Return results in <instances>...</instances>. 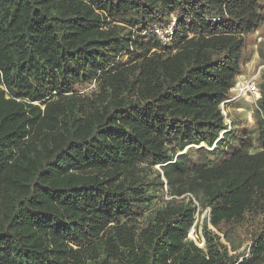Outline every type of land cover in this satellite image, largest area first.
Segmentation results:
<instances>
[{
  "label": "trees",
  "instance_id": "16d2710c",
  "mask_svg": "<svg viewBox=\"0 0 264 264\" xmlns=\"http://www.w3.org/2000/svg\"><path fill=\"white\" fill-rule=\"evenodd\" d=\"M261 24L264 0H0V264H264V68L253 132L220 110Z\"/></svg>",
  "mask_w": 264,
  "mask_h": 264
},
{
  "label": "rangeland",
  "instance_id": "374dc122",
  "mask_svg": "<svg viewBox=\"0 0 264 264\" xmlns=\"http://www.w3.org/2000/svg\"><path fill=\"white\" fill-rule=\"evenodd\" d=\"M257 37L260 38V42L263 43L262 39L264 37V25L261 24L259 26V28L256 30V32L254 33H249L246 35H243L240 37L241 41L243 42V48H242V54H241V64L243 66L239 67V78H243V79H248L250 77H252L253 75H255L257 73L254 72V66H255V62L254 61V56L250 57V55L253 52V48H252V44L253 42L255 44H257V50H259V47L261 46V43L258 42L257 43ZM260 43V45H259ZM263 60L260 62V64H263ZM236 107L241 108L234 110ZM234 108V109H233ZM253 105L251 103H249L248 101L244 100V99H240L239 102H237L234 105L230 106V103L227 104L225 106V113L228 117V119H230L231 123L235 124V134L238 136L243 137L245 135L244 132L247 133H251L254 130V119H253ZM232 126V125H231ZM235 138V137H234ZM235 143H238L236 140L232 141ZM204 147V146H202ZM205 149V147H204ZM195 155L196 153L192 152V159H195ZM224 155H222L219 160H223ZM156 170L159 171V169L156 167ZM166 197V195H164ZM208 216V213H203L201 216H196V220L200 221L204 218V217ZM192 237V238H191ZM188 238L193 240L199 247H203V243H202V239H201V235L198 232L196 234L195 230H190L189 234H188ZM198 238L201 240V244H198L197 240ZM247 244L242 245L241 249L239 250V252L243 251L246 248Z\"/></svg>",
  "mask_w": 264,
  "mask_h": 264
},
{
  "label": "built area",
  "instance_id": "2783aa9c",
  "mask_svg": "<svg viewBox=\"0 0 264 264\" xmlns=\"http://www.w3.org/2000/svg\"><path fill=\"white\" fill-rule=\"evenodd\" d=\"M174 24V19H172V22L165 26V27H159V26H153L149 32H151L156 38L160 41L161 44L166 45L171 42V36H172V27ZM260 42V38L257 37V43ZM240 75L237 76L235 84L233 88L231 89L233 94V97L227 101H224L220 104V110L221 114L224 118L225 124L229 127L230 121L225 113V106L232 101L236 99H244L251 103L252 105H255V102L257 101L259 97V91L257 87V76L250 77L248 79L239 78ZM167 199V198H165ZM194 230L193 228L191 229Z\"/></svg>",
  "mask_w": 264,
  "mask_h": 264
},
{
  "label": "crops",
  "instance_id": "0c3cea01",
  "mask_svg": "<svg viewBox=\"0 0 264 264\" xmlns=\"http://www.w3.org/2000/svg\"><path fill=\"white\" fill-rule=\"evenodd\" d=\"M256 32V31H255ZM262 39V38H261ZM260 45V44H259ZM257 44H255L254 42H253V44H252V48H253V52H252V54L250 55V57H252V56H254V61L253 62H255V66H254V72H256L257 71V73L255 74V75H253L252 77H254V76H257L258 74H259V72H260V70L261 69H263L264 68V63L263 64H260V62L263 60V62H264V57L261 55V53H260V47H259V50H257ZM241 66H243L241 63H240V65H239V67H241ZM239 100L240 99H236V100H234V101H232L231 103H230V106L231 105H234V104H236L237 102H239ZM234 109V108H233ZM237 109H240L241 110V108H239V107H236L234 110H237Z\"/></svg>",
  "mask_w": 264,
  "mask_h": 264
},
{
  "label": "bare ground",
  "instance_id": "6f19581e",
  "mask_svg": "<svg viewBox=\"0 0 264 264\" xmlns=\"http://www.w3.org/2000/svg\"><path fill=\"white\" fill-rule=\"evenodd\" d=\"M192 238V237H191Z\"/></svg>",
  "mask_w": 264,
  "mask_h": 264
},
{
  "label": "water",
  "instance_id": "95a60500",
  "mask_svg": "<svg viewBox=\"0 0 264 264\" xmlns=\"http://www.w3.org/2000/svg\"><path fill=\"white\" fill-rule=\"evenodd\" d=\"M201 248V247H200Z\"/></svg>",
  "mask_w": 264,
  "mask_h": 264
}]
</instances>
